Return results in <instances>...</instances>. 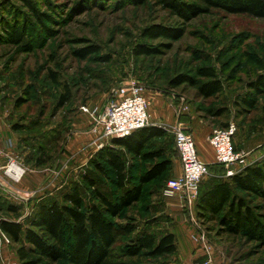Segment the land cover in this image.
Wrapping results in <instances>:
<instances>
[{"label": "rangeland", "instance_id": "obj_1", "mask_svg": "<svg viewBox=\"0 0 264 264\" xmlns=\"http://www.w3.org/2000/svg\"><path fill=\"white\" fill-rule=\"evenodd\" d=\"M32 6L22 0H0V167L7 164V154L26 166L25 177L13 188L25 189L24 181L28 179L33 183L28 191L42 187L34 203L44 197L64 202L63 192L76 186L83 193L84 205L91 200L97 202L85 175L96 178L108 195H118L119 189L111 179L113 173L103 176L92 164L98 160L97 152L111 145L112 140L94 152L89 143L92 139L87 138L90 141L86 143L84 138L91 119L81 106L102 107L111 88L129 80L146 87L149 108L154 111L150 126L164 129L167 136L154 139L149 147L160 150V157L135 159L125 153L128 175L135 181L152 165L172 160L171 170L148 183L142 200L127 211L155 234L173 225L172 216L163 209V190L167 180L178 175L174 172L178 159L174 124L182 122L190 131L196 119L212 132L234 121L239 127L234 146L250 152V161L257 163L264 158V93L258 96L254 109L246 111L239 103V98L250 91L249 83L264 72V18L213 9L185 21L152 1L136 6L120 0H32ZM37 13L43 15L44 25ZM14 22L28 26L33 49L27 50L9 39L7 27ZM151 25L183 27L184 34L176 40L145 37L144 29ZM144 44L158 52L138 53L137 47ZM91 46L96 47V53L86 58L77 54ZM204 66L212 67L222 81L220 93L205 97L186 82L171 87L172 79L181 74L197 76ZM66 88L72 100L59 107ZM40 156L45 161L42 166L36 165ZM219 169H209L199 191L206 182H214L211 174ZM52 170L56 171L50 177ZM246 199L264 212L263 199ZM9 200L22 209L16 214L0 211V219L14 218L28 225L33 214L31 204L0 187V201L6 204ZM194 212L199 228L206 231L213 247L215 264H264V243L230 234L215 217ZM187 222L188 230L180 226L176 230L184 240L194 229L190 218ZM9 246L13 253L17 245L11 242ZM119 246L121 243L116 244L107 264H157L154 259L121 257ZM166 260L169 264H194L179 251Z\"/></svg>", "mask_w": 264, "mask_h": 264}, {"label": "trees", "instance_id": "obj_2", "mask_svg": "<svg viewBox=\"0 0 264 264\" xmlns=\"http://www.w3.org/2000/svg\"><path fill=\"white\" fill-rule=\"evenodd\" d=\"M22 1L33 8L32 0ZM120 1H127L136 6L152 1L169 9L174 15L185 21L209 13L213 9L264 18V0ZM37 17L39 22L44 25L43 15L37 13ZM14 24L15 22L7 27L9 39L14 44L25 46L27 50L33 49L29 39L28 26ZM143 34L150 38L165 37L176 40L182 37L184 29L183 27L151 25L144 29ZM137 51L146 55L158 52L156 48L145 44L139 45ZM96 52V47L91 46L84 50H78L77 54L86 58ZM197 76L207 80H202ZM197 76L181 74L172 79L170 85L177 87L186 82L195 86L198 92L205 97L215 96L223 90V83L217 78L212 67L199 68ZM249 87L250 91L239 98L240 106L246 111L254 109L258 102V96L264 93V72L257 75L249 83ZM71 100V92L66 88L59 98V107ZM228 124L221 128H226ZM165 136H167V132L164 129L147 126L136 130L127 137L112 139L111 145L97 152L98 160L94 159L92 164L103 176L113 173L114 176L111 179L119 189L117 196L108 195L98 186L96 178L85 175L86 181L93 188L94 198L97 202L91 200L84 205L83 193L76 186L70 191L63 192L64 202L60 203L54 198H41L33 203L31 205L33 214L28 218V225L14 218L2 217L0 229L9 236L12 244L17 245L16 258L20 264H56L60 261H65L68 264H107L118 243L122 245L117 248L121 257L154 259L157 262L153 263L169 264L166 257L175 254L178 250L175 234L164 231L157 235L149 229V226L141 224L127 211L142 200L145 186L148 183L163 177L166 172L171 170L172 160L168 158L152 165L137 175V179L134 181L128 175L127 159L124 155L126 153L135 159L142 158L144 160L160 157L162 155L160 150L149 149V147L154 139ZM121 147L125 148V151ZM49 159H52V155H49ZM36 160V165L45 164V161H42V156ZM215 166L221 168L218 173L225 172L224 166L217 164L209 165V169ZM247 197L264 200V158L233 177L222 180L215 179L214 182L203 184L195 204L196 214L202 217H215L230 234H239L249 240L264 243V212H259L257 206L247 200ZM21 209L19 204L10 200L6 204L0 201V211L5 210L8 214H16Z\"/></svg>", "mask_w": 264, "mask_h": 264}, {"label": "built area", "instance_id": "obj_3", "mask_svg": "<svg viewBox=\"0 0 264 264\" xmlns=\"http://www.w3.org/2000/svg\"><path fill=\"white\" fill-rule=\"evenodd\" d=\"M145 91L146 87L143 84L137 80H129L113 86L102 107L82 105L81 110L91 119L88 131L93 138L90 146L93 145L98 151L106 142L114 138L127 137L138 129L150 126L152 124L149 112L150 101ZM237 132V124L231 121L226 128L213 129L208 137L215 153L214 164L225 168V172L221 175L223 178L233 177L255 163L254 160H249L250 152L234 146ZM173 133L181 172L167 181L163 194L179 195L182 198L183 207L195 228L192 238L205 251L206 257L200 264H215L212 256L213 247L206 231L199 228L194 212L200 183L204 176L210 173L209 164L200 158L194 136L182 122L173 125ZM7 156L9 158L7 164L0 167L2 169L0 187L13 192L16 199L28 202L40 193L42 187L32 191L14 189L13 187L25 177L27 168L15 157L9 154ZM55 171L52 170L50 177ZM3 244H11V239L0 229V247ZM0 264H20V262L18 258L11 256L1 258L0 255Z\"/></svg>", "mask_w": 264, "mask_h": 264}, {"label": "crops", "instance_id": "obj_4", "mask_svg": "<svg viewBox=\"0 0 264 264\" xmlns=\"http://www.w3.org/2000/svg\"><path fill=\"white\" fill-rule=\"evenodd\" d=\"M154 97L155 96L152 95V98H154ZM149 112H150V115H151V118H152L153 115H154L153 114L154 111H150V108H149ZM189 127H190V132L194 136V139H195V142H196V145H197V149H198V153H199L200 158L204 162L208 163L209 165L214 164V158H215L214 149L212 148V146L210 145V143L208 141V137L211 134L210 128L207 125H204L203 123L197 122L196 119L192 121V123H191V125ZM85 135H86V136H84L85 139H87V138H89V139L91 138L92 139L93 138V135L88 131V128L85 131ZM88 141H90V140L87 139L86 143ZM84 145L85 144H83L80 149L83 150ZM93 149H94V152H95L96 151L95 148H93ZM121 149L123 151H125V148L121 147ZM36 171L37 170H31V172H36ZM39 171H41V170H39ZM174 172L176 174H179L181 172V164H180V160L179 159H177V166H175ZM221 175H222V173L215 172V173L211 174V177L214 178V179H217V177L218 178L222 177ZM225 179H228V178H225ZM31 182L32 181H30L29 179L26 180V182L24 181L25 187H23V188H25V189H23V191H28V189H31L30 186L33 184ZM163 196L165 197L164 198L165 206L163 207V209H164V211L166 213H168L170 216H172L171 223L173 222V225L171 227H169V229L167 231H170V232L175 234L177 247H178L177 251H179L181 253V256L185 257L188 261H190V262H192L194 264H200L203 261V259H205L204 258L205 251L198 244H196L194 242L193 238H192V235H193V233L195 231V228L194 229L192 228L193 231L190 230V232H188V236H187L188 240H184L183 237L180 235V233H178L176 231L178 226L182 227V229L184 227L187 230H188V227H189L187 225L188 224L187 220L189 221V218L187 217V212H186L185 208L183 207L182 198L179 195L166 196L165 194H163ZM35 197L31 198L29 200L31 202L28 201L27 203H30L32 205L34 203L32 200ZM44 198H46V197H44ZM193 227H194V225H193ZM9 248H10V246L7 245V244H3V246L0 247L1 258L2 257L6 258L8 256L16 258V251L12 250L13 253H11Z\"/></svg>", "mask_w": 264, "mask_h": 264}]
</instances>
